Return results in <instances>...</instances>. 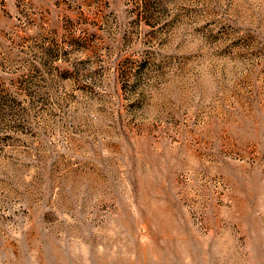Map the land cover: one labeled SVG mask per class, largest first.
Returning <instances> with one entry per match:
<instances>
[{
	"label": "rangeland",
	"instance_id": "374dc122",
	"mask_svg": "<svg viewBox=\"0 0 264 264\" xmlns=\"http://www.w3.org/2000/svg\"><path fill=\"white\" fill-rule=\"evenodd\" d=\"M0 264H264V0H0Z\"/></svg>",
	"mask_w": 264,
	"mask_h": 264
}]
</instances>
